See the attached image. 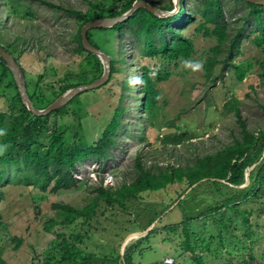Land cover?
I'll return each mask as SVG.
<instances>
[{
	"label": "rangeland",
	"instance_id": "rangeland-1",
	"mask_svg": "<svg viewBox=\"0 0 264 264\" xmlns=\"http://www.w3.org/2000/svg\"><path fill=\"white\" fill-rule=\"evenodd\" d=\"M177 1L180 4L181 0ZM186 1V13L193 16V20L184 24L185 27L179 33L192 40L194 52L188 60H165L163 67L159 56L154 59L140 57L139 42L131 39L127 33L120 42L116 32L103 34L107 39L104 48L114 47L111 50L112 57H122L123 62L117 63L121 67L120 73L114 75L110 82L108 75L98 86L102 88L96 87L76 96L72 99L71 111L67 115L51 116L49 124L55 123L66 145H93L113 114L122 87V98L118 102L122 109L121 135L117 138L119 141L112 149V156L105 161L87 158L76 163L75 179L81 182L76 188L52 194L22 185L6 184L1 187L0 258L5 264H41L46 260V252L48 256L55 255L56 261H60L63 258L58 249V245L62 244L60 235L70 237L74 230L83 234V241L74 243L82 254H95L98 258L102 254L112 255L110 247L118 246L123 230L130 225L131 217L122 209L115 206L105 210L103 208L107 206L102 203L96 211L98 217H91L90 225L83 222V217H77L72 224H56L45 231V221L55 214L51 205L61 203L80 210L96 195L95 188L100 182L105 188H119L129 183L136 174L135 159L138 155L146 168L155 165H185L193 162L196 157L213 153L231 143L239 135V126L234 111L226 110L230 108L229 102L236 104L247 129L264 127V46L257 47L253 41L254 37L262 36V32L256 30L253 20L246 21L241 17L245 14L242 6L236 5L234 8L236 3L233 0H224L225 19L230 34L233 35L238 27L243 31L236 50L226 59V63H221L224 52L217 54L218 62L214 64L211 75L206 77L203 64L207 57L212 56L208 50L215 41L204 35V29H212L213 26H200L203 23L200 16L195 14V8L201 4V0ZM47 2L82 11L89 7L83 0ZM166 4L167 1L162 0L160 6ZM179 22L177 25L181 27L183 22ZM76 31L77 24L71 15L39 0H2L0 4V46L3 49L8 47V53L11 52L17 59L30 92L35 84L43 85L45 82L49 87L52 82L64 79L66 70L76 68L80 60L73 52L75 42L72 36ZM236 66L243 71L241 79L237 76ZM142 67L153 70V75L159 70L167 73V79L154 84L158 94V110L151 119L152 124L146 119L147 114L142 108L139 109L141 101L138 100L136 82L143 72ZM2 73L3 67L0 66V76ZM41 75L45 79L40 82ZM117 78L120 85L116 82ZM10 81L11 78L6 76L0 84V111L9 109L7 100L14 94L12 89L6 87ZM166 133H180L183 139L177 144L160 142L161 136ZM221 182L222 185L216 186L209 182L197 190L187 191L186 197L189 199H186L184 207L191 217L215 205L220 196L229 197L234 194L232 190L245 189L250 185V179L238 186L230 185L226 180ZM184 187L175 183L157 191H144L140 198L150 203L170 202L178 197ZM238 208L252 210L248 220L256 230L255 235L260 232L262 234L251 250L247 246L244 252L231 256L232 262L245 259L251 252L255 259H245L247 264H264V190L259 197L249 198L245 205ZM236 216L233 211L224 208L213 217L230 220L236 235H242L246 232L245 225ZM206 217L201 218L204 221H194L189 232H197L194 238L204 240V249L213 251L218 247L224 253L233 250L234 254L235 245H229L230 248L226 249L228 245L223 237L224 232L217 225L210 226L211 220ZM171 220L176 221L178 218L175 215ZM219 231L222 235L217 233ZM18 238L20 244L14 248ZM136 239H130L126 245ZM168 239L165 234L152 236L144 244L143 258L136 257L134 263L150 264L159 260H162V264L171 263L172 255L176 254L178 264H192L190 254L179 251L183 237L176 236L171 241H165ZM225 257L223 261L208 259L207 264H227L226 259L230 256ZM61 264L67 262L61 260Z\"/></svg>",
	"mask_w": 264,
	"mask_h": 264
},
{
	"label": "trees",
	"instance_id": "trees-1",
	"mask_svg": "<svg viewBox=\"0 0 264 264\" xmlns=\"http://www.w3.org/2000/svg\"><path fill=\"white\" fill-rule=\"evenodd\" d=\"M39 1L46 3L53 9H61L74 18L77 31L72 36V41L75 42L73 52L80 58L76 68L66 70L64 79H61V81L59 79L57 83L52 82L49 87H47L48 83L44 82L43 85L37 83L34 85L33 91L30 92L28 91V85L25 83L28 96L33 105L38 109H43L68 89L80 84L91 83L102 75V64L99 58L85 51L82 47L81 27L92 19L121 16L137 0H83L89 6L86 11L74 9L70 6L54 5L47 2V0ZM146 1L165 11H171L174 8L173 0H166V6L162 7L160 6L162 0ZM201 1V4H198L195 8V14L200 16L203 23L200 26L204 27L205 24L213 26L212 29L206 27L204 35L215 41V44L208 50L212 56L207 57L203 64L204 73L206 77H209L214 64L218 62L216 55L224 52L221 63L225 64L226 59L230 58L231 53L236 50L243 30L238 27L233 35L230 34L229 24L225 19L224 0ZM233 1L236 3L234 8L238 5L245 9V14L241 17L246 21L253 20L256 30L262 32V36L254 37L255 45L257 47L264 46V6L242 0ZM186 3V0H181L177 13L172 16L159 18L140 8L128 20L117 23L111 28L89 29L87 31L86 37L89 43L107 53L110 58L108 82L114 78V75L120 73L121 67L117 63L123 61L120 56L118 58L112 57L113 52L111 50L114 47L104 48L107 39L103 34L106 33L116 32L118 42L127 33L131 39L139 42L140 57L154 59L159 56L163 67L165 60L171 62L188 60L191 57L194 52L192 40L179 33V30L185 27L184 24L193 20V16L186 13L188 11ZM0 4L2 5V0H0ZM240 7L238 8L240 9ZM178 21L183 22L181 27L177 25ZM94 32H97V34ZM168 37H171V39H168ZM117 47L120 48V44ZM4 49L9 52L8 47H4ZM14 60L17 62L16 58ZM0 66L3 67L0 84L5 81L6 76H9L11 81L6 84V87L14 91L9 99L6 96V100L9 101L8 111H0V130H2L0 131V145L5 146L0 148V189L6 184L22 185L39 189L41 192L48 191L55 194L59 190L78 187L81 182L75 179L76 163L87 158L105 161L112 156V149L119 141L117 138L121 135L122 109L118 102L122 96V87L120 88V94L118 92V102L115 105L113 114L109 117L99 139L93 145L84 146L76 143L66 145L55 123H49L51 116L67 115L71 111L70 107L73 100L48 115L34 116L22 104L14 80L1 58ZM236 67L237 76L241 79L243 71L240 67ZM21 70L24 74L23 69ZM141 70L143 72H141L136 82V91L139 94L138 100L141 101L139 109L142 108L147 114L146 119L152 124L151 119L153 120L158 110L156 101L158 94L154 84L167 79V73L159 70L153 75V70H148L147 67H142ZM44 79V75L39 77L40 82ZM116 82L120 85L119 78L116 79ZM229 103L230 108H226V110L234 111L239 126V135L234 137L231 143L224 145L213 153L196 157L193 162L185 165L173 166L168 164L166 167L155 165L146 168L140 162V155H138L135 159L136 174L129 183H124L119 188H105L100 182L95 188L96 195L80 210L69 205L53 203L51 208L55 214L45 221V231H49L50 227L56 224H72L77 217H83V222L90 225L91 217H98L96 211L102 203L107 206L103 208L105 210L118 206L131 217L129 228L123 230L118 246L110 247L112 255L102 254L98 258L95 254H82L74 243H81L83 234L79 230H74L70 237L60 235V243L62 244L58 245V249L61 257H63L61 260L66 261L67 264H138L134 261L136 257L143 258L144 244L152 236L160 234L169 237L165 241H171V238L176 236L183 237L179 243V247H181L179 251L180 253L190 254L192 264H207L208 259L223 261L226 258L225 256H230L226 259L227 264H247V260H254L255 258L251 252L245 258L247 260L241 259L236 263L232 262L231 256L244 252L247 246L251 250L258 243L262 234L260 232L255 235L256 230L252 228L253 225L248 220L252 210L244 211L238 207L245 205L251 197H259L261 191L264 190V127H258L254 130L247 129L236 104ZM262 108L264 109V106ZM182 139L180 133H166L161 136L160 142L177 144ZM247 171L248 180L250 179V185L247 188L231 189L234 194L229 197L220 196L215 205L208 206L209 208L194 217L187 213L184 205L187 204L189 199L186 197L189 189L191 191L197 190L209 182L216 186L222 185L221 180H226L230 185L238 186L244 183ZM175 183L185 187L181 189L178 197L173 201L150 203L144 202L140 198L141 193L144 191H157ZM1 197H3V193L0 190ZM236 202H238V205H235ZM224 208L233 211L240 222L245 225L246 232L244 234L236 235V231L230 225V220H218L213 217L222 212ZM175 215L178 220H171ZM203 216H208L206 218L211 220L210 226L217 225V228L224 232L223 237L228 245L226 249L235 245L234 254H232L233 250L224 253L218 247L213 251L204 249L202 246L204 240L194 238L197 236V232H189L194 221H204L201 219ZM153 224H155L154 227H152ZM149 227L151 229L145 236L127 244L124 247L123 254L120 253L121 244L130 233L143 232ZM220 231L217 233L222 235ZM15 241L14 248L20 244V238ZM206 247H209V245ZM256 257L259 260V257ZM177 258L176 254L172 255V262L165 264H178ZM241 258L243 257L241 256ZM61 260L56 261L55 255L48 256L46 252V260L41 264H61ZM0 264H5L1 258ZM150 264H162V260Z\"/></svg>",
	"mask_w": 264,
	"mask_h": 264
},
{
	"label": "water",
	"instance_id": "water-1",
	"mask_svg": "<svg viewBox=\"0 0 264 264\" xmlns=\"http://www.w3.org/2000/svg\"><path fill=\"white\" fill-rule=\"evenodd\" d=\"M242 1L249 2L255 5L264 6V0H242ZM173 3H174L173 10L165 11L152 4H149L146 0H137L133 3L132 7L121 16L112 17V18H97V19H92L89 22L85 23L80 29L81 44L85 51L90 52L91 54L99 58L102 64V70H103L102 75L97 80L91 83L80 84L74 88L68 89L67 91L62 93L58 98L52 101L46 108L43 109H38L33 105L27 93V88L25 85V77L21 70L20 65L14 60V57L10 53L5 51L0 46V58L5 62L6 67L14 80L22 104L32 115L45 116L50 114L54 110L62 108L79 94L93 90L94 88L101 85L109 75L110 58L102 50L95 48L89 43L86 37L87 31L89 29L111 28L117 23L128 20L132 16V14L137 9L140 8L145 9L146 11L150 12L151 14L159 18L172 16L175 13H177L179 9L178 1L173 0ZM245 181L248 182V171L245 173ZM151 228H148L146 231L143 232L130 233L123 241L120 253L123 254L124 247L130 239L132 240L134 238H140L145 236Z\"/></svg>",
	"mask_w": 264,
	"mask_h": 264
},
{
	"label": "clouds",
	"instance_id": "clouds-1",
	"mask_svg": "<svg viewBox=\"0 0 264 264\" xmlns=\"http://www.w3.org/2000/svg\"><path fill=\"white\" fill-rule=\"evenodd\" d=\"M122 98V97H121ZM0 131H2V130H0ZM3 147H5L4 145H0V148H3Z\"/></svg>",
	"mask_w": 264,
	"mask_h": 264
}]
</instances>
